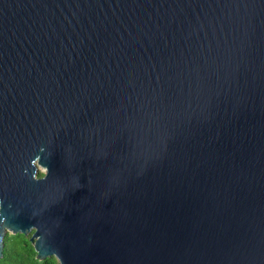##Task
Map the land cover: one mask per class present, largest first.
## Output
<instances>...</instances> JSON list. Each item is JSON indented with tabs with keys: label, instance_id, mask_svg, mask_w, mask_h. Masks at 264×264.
I'll use <instances>...</instances> for the list:
<instances>
[{
	"label": "water",
	"instance_id": "1",
	"mask_svg": "<svg viewBox=\"0 0 264 264\" xmlns=\"http://www.w3.org/2000/svg\"><path fill=\"white\" fill-rule=\"evenodd\" d=\"M8 232L264 264V0H0V258Z\"/></svg>",
	"mask_w": 264,
	"mask_h": 264
},
{
	"label": "trees",
	"instance_id": "2",
	"mask_svg": "<svg viewBox=\"0 0 264 264\" xmlns=\"http://www.w3.org/2000/svg\"><path fill=\"white\" fill-rule=\"evenodd\" d=\"M0 264H59V262L54 256L38 259L29 235L8 232L4 238Z\"/></svg>",
	"mask_w": 264,
	"mask_h": 264
}]
</instances>
